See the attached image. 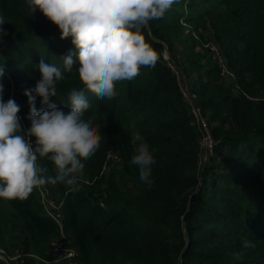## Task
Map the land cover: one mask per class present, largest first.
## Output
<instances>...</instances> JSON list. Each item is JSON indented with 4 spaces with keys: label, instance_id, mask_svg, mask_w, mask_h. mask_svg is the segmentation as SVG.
<instances>
[{
    "label": "trees",
    "instance_id": "trees-1",
    "mask_svg": "<svg viewBox=\"0 0 264 264\" xmlns=\"http://www.w3.org/2000/svg\"><path fill=\"white\" fill-rule=\"evenodd\" d=\"M0 17L8 43L0 59L4 102L14 99L18 114L30 112L23 93L41 78L43 60L64 76L50 103L67 112L70 91L83 88L78 61L71 72L63 66L62 57L75 50L71 37L61 39L58 27L39 9L31 13L27 0H0ZM201 29L210 30L209 43L219 48L226 71L210 47V57L198 51L192 31ZM143 32L157 52L155 66L117 82L111 99L85 93L90 108L83 119L102 139L85 161L78 191L55 185L54 198L64 203L62 225L44 214L35 191L25 201L0 199V245L23 246L39 264H57L49 242L64 227L80 242V264H264V0H179ZM166 49L211 123L214 155L206 166L200 163L202 132L167 64ZM41 99L36 97V109L49 110ZM136 135L156 161L151 188L130 163L140 143ZM109 145L122 162L106 178L99 175ZM40 161L56 175L50 160ZM244 239L255 247L244 249ZM237 252L244 253L242 259L234 258Z\"/></svg>",
    "mask_w": 264,
    "mask_h": 264
},
{
    "label": "clouds",
    "instance_id": "clouds-1",
    "mask_svg": "<svg viewBox=\"0 0 264 264\" xmlns=\"http://www.w3.org/2000/svg\"><path fill=\"white\" fill-rule=\"evenodd\" d=\"M174 3L179 0H27L30 12L39 9L58 27L61 39L71 37L75 50L62 57L63 66L71 72L78 61L83 88L70 91L67 112L57 108L50 98L58 95L57 82L64 76L60 68L41 60V78L33 89L23 93L30 106L27 119L31 127L22 134L20 107L14 99L4 102V86L0 83V199L25 201L34 190L57 183H63L69 191L79 190L85 161L97 152L102 139L92 122L83 119L90 108L85 93L111 99L116 95L117 82L135 79L141 67L155 66L158 55L143 30L150 21L162 18ZM4 22L0 17V25ZM5 34L0 28V39ZM4 71L0 65V77ZM37 96L49 110L36 109ZM31 137H35V147ZM136 141L140 143L130 163L138 167L140 180L151 188L156 161L144 138L136 135ZM44 158L54 164L55 176L38 162ZM242 247L250 249L255 244L244 239ZM243 255L237 252L234 258L240 260Z\"/></svg>",
    "mask_w": 264,
    "mask_h": 264
},
{
    "label": "rangeland",
    "instance_id": "rangeland-1",
    "mask_svg": "<svg viewBox=\"0 0 264 264\" xmlns=\"http://www.w3.org/2000/svg\"><path fill=\"white\" fill-rule=\"evenodd\" d=\"M186 28H187L186 32H190L191 27L189 25H186ZM200 32L201 33H198L196 31H192V34L194 35V37L199 40L198 41V51L202 55H206L207 57H210L208 54V51H207L208 47H210V49L213 52H215V51L212 49V46H214L217 51L219 48H217V46L215 44L209 43L210 42L209 41L210 36H211L210 30L201 29ZM200 34H204L205 36H207V38L206 39L203 38ZM7 44H8L7 43V36L5 34V35H3L2 39H0V59L6 58V46H7ZM170 55H171L170 51L168 49H166L164 51L165 59L170 58L171 57ZM186 80H187L189 87L194 92L193 85H192L191 81L189 80V82H188L187 77H186ZM16 97H18V96H16ZM18 99L23 100L21 97H18ZM27 99L28 98L26 97L25 102L27 101ZM184 100L187 101L186 98H184ZM20 105H24V103H20ZM198 105H199V107H201L199 101H198ZM201 111H202L203 118L205 119V121L207 122V124L211 130V125H210L211 123H210L208 117L206 115H204L202 108H201ZM28 114L27 115L25 113H23L22 115L18 114L20 116L19 122H20V125L22 128L23 134H25L27 132V130L31 127V121L29 119H27ZM193 116H194V114H193ZM194 118H195V116H194ZM197 120H195V123L199 127V129L202 130L201 132H203L204 129L201 127L202 121L201 120L197 121ZM30 139L33 143V147H35L34 137H31ZM213 139H214V137H213ZM200 144H201V148H202V153L200 154V163L203 164L204 166H206L209 163L208 159L210 158V156L206 160H204V155H205L204 133H202V135L200 137ZM214 145H215V139H214ZM137 147H138V145H136V148ZM108 152H109L108 156L106 157L105 161L103 162V168L101 170V174L99 175V176H105L106 178L110 174H112V172H114L116 170H120L121 168L119 166V163L122 162L121 161L122 157H120L119 151L116 148H114V146L109 145L108 146ZM212 155H214V152ZM38 162L41 163V161H38ZM85 183L88 186H92V184L94 183V180L90 181V182H89V180H86ZM103 187L104 186H102V188ZM34 191L36 192L35 197H36L37 201L40 202V206L42 207L44 214H49L51 217L53 216L54 218L58 219L57 222L61 223L62 218L64 216V211H65V209H63L64 203L63 202L58 203L56 201V198H54L56 196V194L58 193L59 189L56 188L55 185L49 184V186L45 185V186H42L39 189H36ZM61 225H62V223H61ZM49 247H50V253H51L53 260H55L59 264H80V261L82 260L81 245H80L78 238L76 237V235L73 232L65 229L64 227L60 230V233L57 237L50 240ZM0 248L4 249L7 253L15 251L16 254H21V259L23 260L24 264H39L38 261L36 260V256L35 257L32 256L33 254H31L29 252L23 253V250H22L23 246H19L18 248H9L8 249V248H5L3 245H0ZM68 249L74 250L76 252V256L73 258L64 256L66 253V250H68ZM0 264H5V263H3V261H0ZM12 264H17V263L12 262Z\"/></svg>",
    "mask_w": 264,
    "mask_h": 264
},
{
    "label": "built area",
    "instance_id": "built-area-1",
    "mask_svg": "<svg viewBox=\"0 0 264 264\" xmlns=\"http://www.w3.org/2000/svg\"><path fill=\"white\" fill-rule=\"evenodd\" d=\"M212 49L218 55V51L216 50L214 46H212ZM166 59H167L168 66L171 68L173 73L176 75L179 88L182 92L183 97L186 98L187 102L189 103L192 113L194 114L196 118L195 120L198 119L202 121V124L201 123L200 124H201V127L204 129L202 133H204V151H205L204 160H206L214 152V139H213L212 131L210 130L207 122L202 116L201 107H199L198 105V99H199L198 95L196 92H193L191 88L189 87L187 80H186V76L184 72L180 69L178 64H176V62L171 58H166ZM218 59L220 61V65L222 66L223 71H226L225 66L223 64L222 57L220 55H218ZM64 256L73 258L76 256V252L72 249H68L66 250V253ZM0 261H3V263L5 264H12V262H15L17 264H24L23 260L21 259V254L7 253L2 248H0Z\"/></svg>",
    "mask_w": 264,
    "mask_h": 264
}]
</instances>
